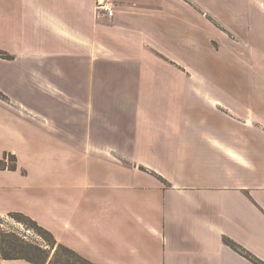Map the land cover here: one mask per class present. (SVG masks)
<instances>
[{
	"label": "crops",
	"instance_id": "1",
	"mask_svg": "<svg viewBox=\"0 0 264 264\" xmlns=\"http://www.w3.org/2000/svg\"><path fill=\"white\" fill-rule=\"evenodd\" d=\"M110 1L0 0V216L96 264L264 261V0Z\"/></svg>",
	"mask_w": 264,
	"mask_h": 264
},
{
	"label": "trees",
	"instance_id": "2",
	"mask_svg": "<svg viewBox=\"0 0 264 264\" xmlns=\"http://www.w3.org/2000/svg\"><path fill=\"white\" fill-rule=\"evenodd\" d=\"M0 57L11 59L12 55L0 50ZM0 96L5 98L3 95ZM16 161L17 157L15 154L5 151L0 158V170H14L17 167ZM140 168L147 170L143 166H140ZM152 174L161 182H166L163 177L155 172L152 171ZM7 215L16 222L21 223L28 230H32L41 242L29 239L17 230L7 231L0 228V256L2 258L24 259L30 264H96L76 250L60 242L49 229L39 224L36 219L24 212L10 211ZM224 241L254 264H264L263 260L241 245L228 238H225Z\"/></svg>",
	"mask_w": 264,
	"mask_h": 264
},
{
	"label": "rangeland",
	"instance_id": "3",
	"mask_svg": "<svg viewBox=\"0 0 264 264\" xmlns=\"http://www.w3.org/2000/svg\"><path fill=\"white\" fill-rule=\"evenodd\" d=\"M202 57L211 56L210 58H215L214 61H209L207 64H200L198 67L199 75L203 78L205 84L204 86L207 88H211L214 91H222L224 86V79H223V61L222 54H223V43H207V45L202 46ZM211 74L210 77L208 75ZM31 80H29L30 82ZM26 89L28 85L25 84ZM24 87V89H25ZM26 96V95H25ZM24 98V97H23ZM0 228L10 231V230H17L20 233L24 234L25 237L29 239H33L34 241L41 242L39 238L35 235L32 230H28L25 228L21 223L16 222L13 218L9 215L5 214L0 216Z\"/></svg>",
	"mask_w": 264,
	"mask_h": 264
},
{
	"label": "built area",
	"instance_id": "4",
	"mask_svg": "<svg viewBox=\"0 0 264 264\" xmlns=\"http://www.w3.org/2000/svg\"><path fill=\"white\" fill-rule=\"evenodd\" d=\"M96 7L107 16L113 15V3L110 0H96Z\"/></svg>",
	"mask_w": 264,
	"mask_h": 264
}]
</instances>
